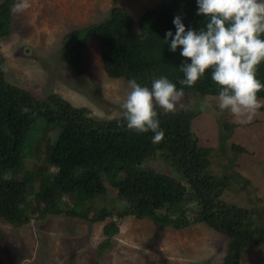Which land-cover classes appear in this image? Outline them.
Wrapping results in <instances>:
<instances>
[{"label":"trees","instance_id":"1","mask_svg":"<svg viewBox=\"0 0 264 264\" xmlns=\"http://www.w3.org/2000/svg\"><path fill=\"white\" fill-rule=\"evenodd\" d=\"M13 2H0V39L10 33ZM176 15L181 16L186 28L198 29L204 23V17L196 15L195 0H162L138 19L129 10L114 6L103 20L64 36L61 52L65 63L75 75H83V51L96 39L103 69L110 77L126 82L135 78L148 86L161 75L178 82L183 75L178 69L183 59L179 47L173 53L163 41L166 30L175 31L172 20ZM4 68L0 53V218L4 222L20 227L33 217L71 212L96 223L104 222L108 213L116 218L122 212L126 217L149 219L176 231L201 223L227 237L222 264H240L247 247L264 245V226L254 222L252 212L220 199L230 180L208 169L211 149L199 146L191 132L197 113L187 109L169 113L157 108L164 136L153 142L151 132L129 130L122 116L99 121L90 117L86 108L75 107L57 94L35 98L8 83ZM257 78L264 82V62L257 66ZM177 87L182 86L177 83ZM183 87L185 94L199 99L216 97L217 86L210 70L193 85ZM257 98L264 99V89ZM38 121L45 125L44 136L49 129H56L58 135L54 141L40 139L45 147L41 164L28 167L23 149L28 132ZM233 147L246 152L243 147ZM155 155L170 161L179 178L143 167ZM55 156L56 163L52 162ZM9 171L29 173L9 179L5 177ZM35 179L39 190L33 200L30 194ZM110 189L115 191L119 206L112 204ZM43 192L46 196L40 198ZM98 200L107 203L109 210L94 209L92 216L90 211ZM145 200L149 202L146 206ZM104 230L106 238L98 246L99 254L118 227L111 221Z\"/></svg>","mask_w":264,"mask_h":264},{"label":"rangeland","instance_id":"2","mask_svg":"<svg viewBox=\"0 0 264 264\" xmlns=\"http://www.w3.org/2000/svg\"><path fill=\"white\" fill-rule=\"evenodd\" d=\"M161 1L30 0L27 10L20 13L12 10L10 33L0 39L5 79L38 99L57 94L75 107L86 108L96 120L119 118L127 82L106 74L98 41L92 40L83 51L86 70L77 76L65 63L62 40L73 30L103 20L114 6L129 10L138 19L147 8ZM183 102L185 106L177 111L187 109L197 113L191 124L192 135L199 146L211 149L209 171L217 177H229L230 186L220 199L249 209L254 222L264 226V106L253 116V123L241 124L226 110L217 108L216 97L199 99L185 94ZM44 129V123L38 121L28 132L23 149L28 167L41 164L45 147L40 139L54 141L58 135L56 129H49L44 136ZM236 143L251 152L241 153L233 147ZM57 160L55 156L52 162ZM143 167L179 178L163 155L147 159ZM53 169L50 168L52 172ZM20 173L29 172L9 171L5 177L16 179L22 176ZM37 180L31 188L33 200L39 190ZM44 196V192L40 194V198ZM108 196L113 198V205L119 206L115 191L110 189ZM148 203L145 200L144 205ZM106 206L109 205L96 201L90 215L95 216V210L101 207L109 210ZM108 215L104 222L93 223L67 212L33 217L20 227L0 218V264H222L228 239L204 224L176 231L161 228L149 219L126 217L122 212L116 218ZM111 221L117 224L118 232L99 254L98 246L106 238L104 228ZM240 264H264V245L247 247Z\"/></svg>","mask_w":264,"mask_h":264},{"label":"clouds","instance_id":"3","mask_svg":"<svg viewBox=\"0 0 264 264\" xmlns=\"http://www.w3.org/2000/svg\"><path fill=\"white\" fill-rule=\"evenodd\" d=\"M196 15L204 17L198 29L186 28L180 15L173 17L175 31L166 30L163 41L169 51L183 58L178 67L183 74L178 82L161 75L150 86L135 78L127 80L121 102L126 127L137 133L151 132L160 141L157 108L176 112L183 108L184 87L193 85L210 70L216 84L217 108L227 111L241 124L250 123L264 106L257 93L264 82L257 78V66L264 62V0H195ZM30 0H14L12 10L20 13ZM177 83L182 87H177Z\"/></svg>","mask_w":264,"mask_h":264},{"label":"crops","instance_id":"4","mask_svg":"<svg viewBox=\"0 0 264 264\" xmlns=\"http://www.w3.org/2000/svg\"><path fill=\"white\" fill-rule=\"evenodd\" d=\"M236 144H237V146L243 147L246 150V152H244L245 154L248 155L251 152V149H249L248 147H246V146H244L242 144H239V143H236Z\"/></svg>","mask_w":264,"mask_h":264}]
</instances>
